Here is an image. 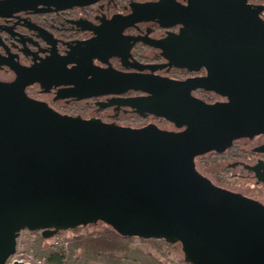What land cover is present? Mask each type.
Wrapping results in <instances>:
<instances>
[{"label": "water", "instance_id": "95a60500", "mask_svg": "<svg viewBox=\"0 0 264 264\" xmlns=\"http://www.w3.org/2000/svg\"><path fill=\"white\" fill-rule=\"evenodd\" d=\"M255 69L264 81V58ZM106 78L151 94L134 107L188 128L70 118L0 83V264L17 252L24 230L47 238L98 222L126 236L180 242L191 264H264V205L215 186L192 161L263 132L264 90L205 106L186 92L190 82Z\"/></svg>", "mask_w": 264, "mask_h": 264}, {"label": "flooded vegetation", "instance_id": "af4514ba", "mask_svg": "<svg viewBox=\"0 0 264 264\" xmlns=\"http://www.w3.org/2000/svg\"><path fill=\"white\" fill-rule=\"evenodd\" d=\"M261 58L264 0H0V83L70 118L182 132L188 123L132 105L150 93L106 76L190 82V98L212 106L264 90ZM192 161L215 186L264 205V131Z\"/></svg>", "mask_w": 264, "mask_h": 264}, {"label": "trees", "instance_id": "16d2710c", "mask_svg": "<svg viewBox=\"0 0 264 264\" xmlns=\"http://www.w3.org/2000/svg\"><path fill=\"white\" fill-rule=\"evenodd\" d=\"M101 223L103 226L97 228L81 225L69 229L73 236L67 238V246L51 243L52 237L46 238L42 232L36 231L33 235L34 254L44 264H166L158 255L168 256L177 245L182 246L166 237L122 235L110 225ZM137 241L150 244L158 255L145 251ZM174 263L191 264L185 254Z\"/></svg>", "mask_w": 264, "mask_h": 264}, {"label": "rangeland", "instance_id": "374dc122", "mask_svg": "<svg viewBox=\"0 0 264 264\" xmlns=\"http://www.w3.org/2000/svg\"><path fill=\"white\" fill-rule=\"evenodd\" d=\"M212 168L208 169V174L213 176L214 178H216V176H214L216 173H218V170H221V165H212ZM239 170H235V173H238ZM252 179H240L238 181L237 184L239 185H247L249 183L254 184ZM237 182V181H236ZM232 183V182H231ZM231 187V185L229 186V188ZM103 226V223L98 222L96 224H94L92 226V224H89V228H97V227H101ZM34 231H29V230H24L22 231V235H21V242H20V250L21 251H26L24 250V247L29 248L30 246H33V235H34ZM57 235H59V237L61 238V242L60 243H55V237L54 240L53 238L50 239L51 243H55L58 245H68L67 242V238L73 236V232L71 230H63L61 232H59ZM55 236V235H54ZM53 237V236H52ZM137 245L141 246L145 251L154 254V255H158L155 248L153 246H151L150 244L147 243H143L141 241H137ZM163 261H165L166 264H175L174 262H177L180 258H183L184 254L182 251V246L181 245H177L176 250H174L172 253L170 252V254L168 256H161L158 255ZM34 264V263H33ZM44 264V261H43Z\"/></svg>", "mask_w": 264, "mask_h": 264}, {"label": "built area", "instance_id": "2783aa9c", "mask_svg": "<svg viewBox=\"0 0 264 264\" xmlns=\"http://www.w3.org/2000/svg\"><path fill=\"white\" fill-rule=\"evenodd\" d=\"M21 235L18 239L17 252L9 258L6 264H43V260L35 256L33 246H30L29 248L24 247V250L26 251L20 250ZM54 237L55 243L61 242V238L59 237V235L56 234L55 236H53V240Z\"/></svg>", "mask_w": 264, "mask_h": 264}]
</instances>
